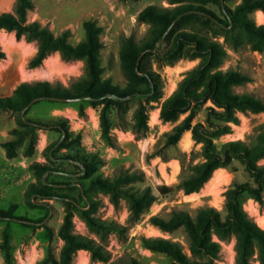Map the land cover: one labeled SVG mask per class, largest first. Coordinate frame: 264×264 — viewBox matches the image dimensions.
Listing matches in <instances>:
<instances>
[{
    "label": "rangeland",
    "instance_id": "374dc122",
    "mask_svg": "<svg viewBox=\"0 0 264 264\" xmlns=\"http://www.w3.org/2000/svg\"><path fill=\"white\" fill-rule=\"evenodd\" d=\"M241 0H229L225 5L233 9ZM0 11L6 10L2 7ZM33 8L27 12V23L37 22L55 36L68 31V41L76 45L84 38L83 24L94 22L101 28L100 38L102 77L110 79L118 89L126 86L119 60V50L125 38L142 40L148 25L137 20L138 14L147 6L154 5L172 8L168 0H32ZM15 2L11 11L14 10ZM205 7L222 18L219 7L207 3ZM252 18L257 25L264 24V12L256 11ZM7 35V36H6ZM226 50L227 56L220 70L239 71L251 78L249 83L236 87L239 94H251L264 102V53L252 51L248 45L233 50L223 36L215 38ZM4 43V44H3ZM40 42L23 33L16 38V30L0 32V50L5 58L0 61V69L9 71L0 78L4 87L0 97H13L19 85L27 87L38 82H48L62 92L77 94L89 80L86 59L66 60L60 51L50 52L41 66L30 68ZM47 60V63H46ZM198 59H182L172 64L152 60V69L159 74L162 85V98L159 102L145 98H133L109 109L111 121L109 144L102 136L99 113L102 106L84 103L40 101L28 107L24 119L43 121L49 124L66 121L70 131L69 148L59 149L57 144L61 134L54 129L36 131L33 152L26 154L30 139L25 137L17 148L14 158H7L1 144L16 138L12 130H20L18 114L0 110V210L14 207L13 213L20 220L0 219V264H38L47 257L58 259L63 242L58 230L63 222L65 198L42 199L27 195L30 184L38 182L34 165L36 163L53 170L41 179L62 197H68L81 206L95 207L93 216L104 228L91 231L75 211L73 232L94 240L109 254L107 262L94 261L88 251H78L74 264H168L166 255L155 253L143 247L144 238H162L178 243L183 252L190 256L189 239L183 229L166 233L150 223L151 217L168 220L173 212L183 211L194 217L201 208H213L224 215L225 193L235 184L251 181L238 161L227 168L218 169L212 179L197 193L185 195L179 188L181 182L192 174V167L203 161L202 144L196 143L189 132L177 144L166 145V134L187 115L183 114L174 123H163L159 119L160 104L177 88L184 75L197 66ZM46 67V68H45ZM50 67L49 69H47ZM38 70V71H37ZM40 70V71H39ZM45 71V72H44ZM1 73V72H0ZM143 104L147 113L148 130L137 132L135 114ZM209 104L200 106L192 124L206 125ZM239 124L232 125L231 133L214 140L216 151L221 144L240 140L249 147L257 143V136L264 133V113H238ZM64 155L93 156L94 164L87 173L81 164L66 160ZM51 158V162L48 160ZM264 167V159L258 161ZM136 172L143 175V182L136 184L139 189L149 187L155 196L151 207L138 218L134 217L125 198L113 203L109 194L94 190L84 201L80 200L89 186L90 179L100 177L111 180L120 172ZM219 180V181H218ZM226 181V182H225ZM167 186L172 191L161 195L158 188ZM243 209L255 223L264 229V194L262 203L248 196L243 198ZM8 234V245L4 246V233ZM221 251L216 264H235V239L220 241ZM253 264H260L253 261Z\"/></svg>",
    "mask_w": 264,
    "mask_h": 264
},
{
    "label": "trees",
    "instance_id": "16d2710c",
    "mask_svg": "<svg viewBox=\"0 0 264 264\" xmlns=\"http://www.w3.org/2000/svg\"><path fill=\"white\" fill-rule=\"evenodd\" d=\"M138 1V0H131ZM229 0H168L172 8L154 5L144 8L137 17L140 23L148 25L146 36L136 41L133 37L125 38L119 50L121 70L127 81L123 89H118L110 79L102 77L101 51L103 43L100 38L101 28L94 22L83 24L84 38L76 45L69 43V32L55 36L47 28L37 22L27 23V12L33 8L32 0H16L12 13H0V30L11 32L16 30V38L23 33L40 42L36 55L30 62V68L42 65L50 52L60 51L66 60L86 59L89 80L77 93L62 92L53 89L48 82H38L30 87L19 85L13 97H0V110L18 114L20 130H12L14 140L4 142L1 147L7 158L17 155L23 138L30 139L26 154L34 148L36 131L54 129L60 134V140L49 146L52 149L59 144V149L69 148L74 140H70V131L66 121L49 124L22 118V113L31 104L53 99L74 100L92 106H102L99 113L103 138L110 144L109 109L113 105H121L133 98H145L147 101L159 102L162 98L163 82L158 73L151 67L152 60L165 61L172 64L182 59H198L196 67L188 71L178 83L174 92L160 104L159 119L163 123H174L179 117H186L166 134V145L178 143L186 131H190L196 143L202 144L203 161L192 167V174L185 178L179 188L185 195L199 192L211 179L213 173L227 168L233 161L244 166L251 181L235 184L226 191L225 212L222 215L213 208H201L194 217L183 211H175L168 220L151 217L150 223L162 232L170 233L183 229L189 239L190 256L181 246L162 238H144L143 247L155 253L166 255L168 264H216L221 246L220 241L235 239V264H253L257 261L264 264V229L248 216L243 209V198L248 196L262 203L264 194V167L258 161L264 159V133L257 136L254 147L247 146L240 140L228 141L216 151L214 140L231 133L232 125H238V113H264V102L251 94H239L236 87L249 83L251 78L239 71L220 70L226 59L225 48L215 38L223 36L233 50L248 45L252 51L264 53V24L257 25L252 18L254 12H264V0H241L233 9L225 4ZM214 3L219 7L222 18L205 7ZM5 53L0 50V61ZM115 96V99L113 98ZM206 107V125L193 123L197 109ZM135 129L146 132L147 113L141 104L135 114ZM66 160L81 164L82 169L90 172L93 156L64 155ZM51 162V158L48 157ZM38 182L30 184L27 195L42 199L65 198L63 201L65 215L58 230V237L63 242L58 259L47 257L38 264H74L78 251L84 250L98 262L109 260L108 252L94 240L73 232V215L75 211L87 227L94 232L104 228L93 216L94 203L81 206L68 197H62L41 181L53 169L36 163L34 166ZM89 174V173H88ZM143 182V175L136 172H120L111 180L100 177L90 179L89 186L80 200L84 201L91 191L97 190L109 194L113 203L125 198L131 214L138 218L147 211L155 201L149 187L139 189L136 184ZM161 195L172 191L170 187L158 188ZM14 207L0 210V219L20 220L13 213ZM8 245V234L4 233V246ZM132 264H139L133 261Z\"/></svg>",
    "mask_w": 264,
    "mask_h": 264
},
{
    "label": "crops",
    "instance_id": "0c3cea01",
    "mask_svg": "<svg viewBox=\"0 0 264 264\" xmlns=\"http://www.w3.org/2000/svg\"><path fill=\"white\" fill-rule=\"evenodd\" d=\"M3 2H2V7H4V9H6V10H2V11H0V13H12L13 11H11V6H12V4L14 3V2H16V0H2ZM1 31H3L2 29L0 30V32ZM44 63V62H43ZM35 69H37V68H35ZM0 78H2V76H4L5 74H11V72H9V71H2L1 69H0ZM3 90H4V87L3 86H0V93H2L3 92ZM185 138L186 139H188L189 138V132L188 131H186L185 133ZM188 134V135H187Z\"/></svg>",
    "mask_w": 264,
    "mask_h": 264
},
{
    "label": "water",
    "instance_id": "95a60500",
    "mask_svg": "<svg viewBox=\"0 0 264 264\" xmlns=\"http://www.w3.org/2000/svg\"><path fill=\"white\" fill-rule=\"evenodd\" d=\"M115 99V96L113 97ZM55 101H59V102H75L74 100H65V99H53ZM32 105V104H31ZM28 109V107L24 110V112L22 113V118L24 117V114L26 112V110Z\"/></svg>",
    "mask_w": 264,
    "mask_h": 264
},
{
    "label": "bare ground",
    "instance_id": "6f19581e",
    "mask_svg": "<svg viewBox=\"0 0 264 264\" xmlns=\"http://www.w3.org/2000/svg\"><path fill=\"white\" fill-rule=\"evenodd\" d=\"M261 20H264V18H261ZM6 36H7V35H6ZM3 44H4V43H3ZM46 63H47V60H46ZM45 68H46V67H45ZM49 68H50V67H48L47 69H49ZM37 71H38V70H37ZM39 71H40V70H39ZM44 72H45V71H44ZM187 135H188V134H187ZM216 171H217V170H216ZM216 171H215V172H216ZM213 175H214V174H213ZM211 179H212V178H211ZM211 179H210V180H211ZM210 180H209L208 182H210ZM218 181H219V180H218ZM208 182H207V183H208ZM225 182H226V181H225ZM207 183H206V184H207ZM206 184H205V185H206Z\"/></svg>",
    "mask_w": 264,
    "mask_h": 264
}]
</instances>
